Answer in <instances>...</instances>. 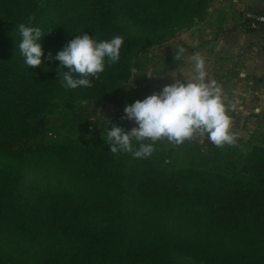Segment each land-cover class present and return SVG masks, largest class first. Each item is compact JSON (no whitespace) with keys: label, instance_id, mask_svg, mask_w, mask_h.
Here are the masks:
<instances>
[{"label":"trees","instance_id":"obj_1","mask_svg":"<svg viewBox=\"0 0 264 264\" xmlns=\"http://www.w3.org/2000/svg\"><path fill=\"white\" fill-rule=\"evenodd\" d=\"M210 1L0 0V264H264L263 143L240 162L216 147L179 168L163 163L156 143L127 166L125 153L99 137L37 140L27 151L5 137L57 112L59 100L111 98L140 52L196 25ZM20 23L45 34L35 69L18 48ZM83 34L123 37L120 60H106L92 87L68 89L54 57Z\"/></svg>","mask_w":264,"mask_h":264},{"label":"clouds","instance_id":"obj_2","mask_svg":"<svg viewBox=\"0 0 264 264\" xmlns=\"http://www.w3.org/2000/svg\"><path fill=\"white\" fill-rule=\"evenodd\" d=\"M33 19L29 18V22ZM16 30L22 37L18 48L24 64L31 69L40 67L44 52L38 41L45 34L39 27L24 23L17 25ZM123 44L124 39L119 35L99 42L87 34L77 35L54 57L61 62L57 69L61 84L68 89L92 87L89 77L99 79V74L105 70L106 60L108 65L119 62ZM185 52V48L179 47L174 52V59H180ZM48 59H53L51 53ZM189 59L194 73L190 79L181 81L177 72H173L174 83L124 108L125 115L121 119L134 120L137 127L125 131L113 124L111 130L105 129L102 139L111 146V153L124 152L135 158H147L153 154L156 141L166 140L173 145H181L196 136L217 148L235 145L237 134L232 131L229 108L221 88L216 81H207L205 60L199 53ZM146 138L148 142H145ZM133 140L139 142L138 149L134 150Z\"/></svg>","mask_w":264,"mask_h":264},{"label":"crops","instance_id":"obj_3","mask_svg":"<svg viewBox=\"0 0 264 264\" xmlns=\"http://www.w3.org/2000/svg\"><path fill=\"white\" fill-rule=\"evenodd\" d=\"M244 8L264 12V0H211L205 18L190 29L198 26L197 33L204 31L206 37L187 39L186 52L178 60L169 54L171 61L160 79L170 85L175 82L171 74L177 72L186 82L194 75L189 58L199 53L207 81L221 88L232 131L239 140L264 143V29L244 27Z\"/></svg>","mask_w":264,"mask_h":264},{"label":"rangeland","instance_id":"obj_4","mask_svg":"<svg viewBox=\"0 0 264 264\" xmlns=\"http://www.w3.org/2000/svg\"><path fill=\"white\" fill-rule=\"evenodd\" d=\"M192 27L182 28L170 36H164L160 39V43L148 46L146 51L140 52L137 56L138 66L132 67L130 78L115 90L111 98L106 100H59L60 109L57 112H48L40 116L36 126L23 127L22 131L16 129L17 126L10 127L11 131L5 134L7 142L19 150L27 151L37 140L45 143L78 138L81 141H90L96 137L102 138L105 129L111 130L113 124L125 131L137 127L134 120L121 119L125 115L124 108L128 106L124 97L136 93L153 94L162 91L165 86L160 77L171 61L167 59V56L174 54L179 47H183L184 42L188 40L193 42L196 36L206 37L204 31L197 33L198 26L195 30H190ZM136 142L132 141L133 146ZM155 143L164 150L163 163L168 166L173 164L179 168L189 165V159L194 153L210 152V148H216L206 139L202 141L199 136L186 140L181 145H173L166 140ZM258 143L263 142L239 140L237 136L235 145H225L223 148L227 157L240 162L244 155ZM128 155L131 153L124 154L127 166L139 162V159L132 155L127 158Z\"/></svg>","mask_w":264,"mask_h":264},{"label":"built area","instance_id":"obj_5","mask_svg":"<svg viewBox=\"0 0 264 264\" xmlns=\"http://www.w3.org/2000/svg\"><path fill=\"white\" fill-rule=\"evenodd\" d=\"M242 22L248 29H264V12L256 11L250 8L243 9Z\"/></svg>","mask_w":264,"mask_h":264}]
</instances>
